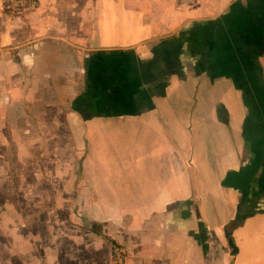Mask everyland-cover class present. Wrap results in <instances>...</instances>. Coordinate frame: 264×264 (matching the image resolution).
<instances>
[{"label": "crops", "instance_id": "obj_1", "mask_svg": "<svg viewBox=\"0 0 264 264\" xmlns=\"http://www.w3.org/2000/svg\"><path fill=\"white\" fill-rule=\"evenodd\" d=\"M2 96L6 190L67 134L21 264H264V0H0Z\"/></svg>", "mask_w": 264, "mask_h": 264}, {"label": "rangeland", "instance_id": "obj_2", "mask_svg": "<svg viewBox=\"0 0 264 264\" xmlns=\"http://www.w3.org/2000/svg\"><path fill=\"white\" fill-rule=\"evenodd\" d=\"M165 53V52H164ZM15 98V96H14ZM7 103L10 104L9 101ZM13 103V101H12ZM15 103L12 104V109L16 114H19V111H16L14 109ZM2 110V117H7L8 113L5 112V102L3 100L2 96V101L0 102V112ZM15 118V117H14ZM47 118L51 119L52 117L47 116ZM8 123L6 124L7 126L5 127L4 131L3 128L0 127V133L2 135H5L9 137V140H15V141H20L21 137L18 133L13 132V128L16 129V127H10L8 126L10 123V120L8 119ZM21 128H17V130H20ZM37 130L44 129L46 133H50L47 136L52 138L53 141H55V148L52 151L48 147L47 149V154L46 157H41L40 159H37V162L33 167L35 170H37V174L33 175H27V174H14L12 177L11 184L13 186L12 190H6V187L4 185V182L6 178L0 177V264H21L20 262V255L16 254H11V249L10 247L14 248H19L21 246V237L26 236L27 234L30 235V239L28 241H31V245L33 247H37V242L34 240L33 236L37 235V233H43L45 230H42L41 227L35 226L34 221L30 219L29 215L34 216L37 214L42 215L41 217H44L43 215L49 216L52 213V204L54 203L55 200H61V196L59 194H56V191L53 190L52 194L54 192V196L50 195L48 192L49 189H47V185L50 186L51 183H56L58 184L59 181L63 180L61 179L62 177L56 176L53 173L52 174H47L45 173V170L50 166H53V163L57 160L56 157L62 156L63 154H67L68 152V145H67V134L61 129L59 131L60 134L54 136L53 130H55L54 127H44V128H35ZM51 131V132H50ZM2 145L0 144V147ZM19 148L15 145V143L9 141V143L6 145V149H8V165L10 163V157L12 156V165L13 163L16 164V167L13 166L12 170L15 171H23L24 169L22 166H25L24 164L20 167L19 161H15V151H19ZM49 150V151H48ZM43 152V151H42ZM50 152V153H49ZM53 153L55 155L53 156ZM40 163H39V161ZM36 161V160H35ZM26 164V163H25ZM23 169V170H22ZM39 170H42L41 174L38 176ZM26 171V170H25ZM44 173V175H43ZM43 175V176H42ZM30 182L31 186L34 187L33 190H24L22 189L23 187L27 188L26 185L27 183ZM45 184L44 186L42 185ZM23 184V185H22ZM25 184V185H24ZM45 189V190H44ZM45 193L47 195L45 199H49V196L53 198L52 200H48L45 203L38 202L42 201L43 199L41 197V194ZM62 193V192H61ZM33 201H37L39 204L36 206L35 204H32ZM29 205V206H28ZM66 214H68L67 210L65 209ZM44 219V218H43ZM68 245L65 243L63 248H67ZM120 250V253L122 255V258H124V252L122 249L118 248ZM110 252H108L109 256ZM37 255V254H36ZM36 255H35V250L34 254L28 256V261L29 263H35L36 262ZM38 256V255H37ZM100 257L98 259V263L102 264L104 262V259H101ZM114 257V256H113ZM65 258V256H63ZM109 261V260H108ZM110 263V262H109ZM115 264H123L121 263H115Z\"/></svg>", "mask_w": 264, "mask_h": 264}, {"label": "built area", "instance_id": "obj_3", "mask_svg": "<svg viewBox=\"0 0 264 264\" xmlns=\"http://www.w3.org/2000/svg\"><path fill=\"white\" fill-rule=\"evenodd\" d=\"M38 0H1L3 10L10 19H20L24 14L35 8ZM114 261L122 262V255L117 247L113 249Z\"/></svg>", "mask_w": 264, "mask_h": 264}, {"label": "trees", "instance_id": "obj_4", "mask_svg": "<svg viewBox=\"0 0 264 264\" xmlns=\"http://www.w3.org/2000/svg\"><path fill=\"white\" fill-rule=\"evenodd\" d=\"M91 229H92V231H94L96 233L100 232V228L98 226L93 225ZM112 245H115V244L113 243Z\"/></svg>", "mask_w": 264, "mask_h": 264}]
</instances>
